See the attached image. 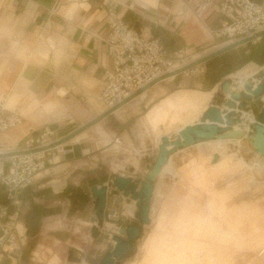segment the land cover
<instances>
[{
  "label": "crops",
  "instance_id": "obj_1",
  "mask_svg": "<svg viewBox=\"0 0 264 264\" xmlns=\"http://www.w3.org/2000/svg\"><path fill=\"white\" fill-rule=\"evenodd\" d=\"M219 1L212 0L197 17L194 10L200 0H0V101L7 111H17L22 117L21 125L0 134V152L21 150L26 139L44 133L53 145L103 113L96 99L104 70L110 66L106 47L109 11L135 31L159 39L169 59L180 51L181 64L188 65L228 45L214 35L222 22ZM197 67L202 75L188 77L186 71L166 77L76 138L47 150L44 169L29 188L19 192L17 206L7 200L0 186V206L7 208L13 220L8 224L16 229L14 241L0 245V264H29L38 238L42 235L45 240L58 228L59 220L75 219L91 226L84 222L93 216L91 188L108 182L102 171L119 161V151L113 150L115 140L122 145L126 137L130 139L131 121L140 114L149 120L156 108L177 103L196 108L193 121L177 133L198 123L220 92L221 83L230 80L236 89L258 73L264 74V33L256 43L238 46ZM54 126L57 130L49 131ZM227 143L237 153V143L232 141L197 146L204 151ZM74 147L78 156L73 155ZM142 153L134 151L131 167L136 170ZM157 153H151L150 166ZM108 202L106 194V206ZM134 210V202L125 203L122 216L132 218ZM6 222L3 219L0 225ZM43 252L51 253L46 264L60 262L43 243L32 254L40 262Z\"/></svg>",
  "mask_w": 264,
  "mask_h": 264
},
{
  "label": "rangeland",
  "instance_id": "obj_2",
  "mask_svg": "<svg viewBox=\"0 0 264 264\" xmlns=\"http://www.w3.org/2000/svg\"><path fill=\"white\" fill-rule=\"evenodd\" d=\"M181 60L176 64L183 67ZM202 74L197 66L185 73L188 77ZM195 111L189 104L175 103L156 108L149 120L143 114L132 120L130 139L126 137L125 143L113 147L119 151V161L102 171L108 179L104 186L109 198L105 213L109 216L114 213L115 217L110 219L119 220V224L108 222L115 227L106 230L104 224L99 228L95 223L97 237L94 238L91 226L75 219L59 220L58 228L45 240L42 235L38 238L29 264H46L50 258L51 253L43 252L40 262L35 259L32 253L40 243L57 254L58 264H71L70 251L73 258L98 264L112 250L111 238L120 225L131 222L138 225L136 206L132 218L122 216L123 205L132 200L117 191L114 178L129 175L134 183L143 182L153 160L151 153L158 151L159 138L176 135L179 128L193 121ZM201 147L189 148L169 158L154 187L150 224L141 229L135 241V255L120 264H264V160L252 156L251 150L248 156L240 157L229 143L212 145L204 151ZM135 150H142V159L138 162V172L130 174ZM116 165L113 170L112 166Z\"/></svg>",
  "mask_w": 264,
  "mask_h": 264
},
{
  "label": "built area",
  "instance_id": "obj_3",
  "mask_svg": "<svg viewBox=\"0 0 264 264\" xmlns=\"http://www.w3.org/2000/svg\"><path fill=\"white\" fill-rule=\"evenodd\" d=\"M213 4L212 0H200L195 6L197 17ZM217 9L222 18L221 25L214 33L216 39L230 45L252 38L256 43L264 33V0L259 3L251 0H220ZM109 33L106 39L107 56L110 66L104 70L103 85L97 99L103 107V113L127 101L147 85L177 71L182 59L179 51L174 59H169L159 39L137 32L128 24L118 19L113 11L107 15ZM131 103L128 102L127 104ZM126 104V105H127ZM22 123L17 111H7L0 101V134ZM250 132V129L247 134ZM47 133L38 138L26 139L21 150L10 153L0 152V186L3 187L7 200L18 205L17 195L33 184L34 176L45 166ZM115 144L121 145L118 140ZM0 245L14 241L15 227L7 214V208L0 206Z\"/></svg>",
  "mask_w": 264,
  "mask_h": 264
},
{
  "label": "water",
  "instance_id": "obj_4",
  "mask_svg": "<svg viewBox=\"0 0 264 264\" xmlns=\"http://www.w3.org/2000/svg\"><path fill=\"white\" fill-rule=\"evenodd\" d=\"M251 40L252 38H248L227 45L202 57L201 59L181 67L166 77H171L193 69L194 67L238 46L246 44ZM262 79H264V74L262 72L258 73V75L254 77V80L256 81ZM161 80L162 79L156 80L147 85L137 93L133 94L127 101L102 113L100 116L94 118L72 134L42 150H50L68 142L98 123L103 118L125 106L128 102L134 100ZM254 80L249 79L241 90L237 87L236 89H232V82L230 80L224 81L220 85V92L213 99V104L202 114L198 123L194 125H187L175 136L161 137L156 159L151 166L147 167L143 182L139 185L134 183L130 177L124 178L116 176L114 178L113 185L117 191L123 193L125 196L129 195L131 200L135 202L136 208L139 209V213L135 215V219L138 220V225L135 222H131L127 226L120 225L118 229L119 236L115 235L111 238L112 242L115 243L112 250L105 253L98 264H120L122 261L135 255V241L139 239L141 229L150 224L149 214L151 199L153 197L157 179L163 167L169 162L170 156L176 152L193 147L197 144L211 141L241 140L249 144V148L252 152L264 158V82L257 83L255 85L253 83ZM241 112L250 113L255 119L254 123H250L248 125L250 133L247 135L242 130L234 131L232 129L234 126H240L242 124ZM48 129L49 131H54L57 130V127H48ZM73 155H79V153H77V147L73 148ZM129 173L134 174V168H130ZM91 193L94 200V218L91 219V223H96L99 228H101L105 222L119 224V220H112L110 219L109 214L105 213L107 188H98L97 186H94L91 188ZM97 227L94 226L92 228L94 238L97 237ZM72 254L73 253L71 251L68 253V261L71 263H79L80 260L73 258Z\"/></svg>",
  "mask_w": 264,
  "mask_h": 264
},
{
  "label": "bare ground",
  "instance_id": "obj_5",
  "mask_svg": "<svg viewBox=\"0 0 264 264\" xmlns=\"http://www.w3.org/2000/svg\"><path fill=\"white\" fill-rule=\"evenodd\" d=\"M249 80V79H248ZM247 80V81H248ZM251 80H254V78L253 79H251ZM247 81H245L242 85H240V86H237V88L238 89H242L243 88V86H244V84L247 82ZM260 83V80L259 81H256V80H254V84L256 85L257 83ZM143 94V93H142ZM140 96V95H139ZM136 99V98H135ZM132 101V100H131ZM7 107V106H6ZM241 115H242V124L240 125V126H238V125H236V126H234V128L235 129H239V131H243L246 135H247V133L246 132H248L249 131V127H248V125L250 124V123H254L255 122V119H254V117L250 114V113H245V112H241ZM183 129V128H182ZM181 129V130H182ZM250 133V132H249ZM248 133V134H249ZM170 137V136H169ZM74 138H76V137H74ZM73 138V139H74ZM244 139H246V138H244ZM72 140V139H71ZM236 142L237 143V154L240 156V157H244V156H248L251 152H250V148H249V144L247 143V142H245V141H241V140H218V141H211V142H207V143H201V144H209V143H213V142ZM159 145H160V143H159ZM158 145V146H159ZM197 145H200V144H197ZM197 145H195V146H197ZM195 146H193V147H195ZM190 148H192V147H190ZM157 150H158V147H157ZM174 155V154H173ZM172 155V156H173ZM253 155H257V156H260V155H258V154H256V153H254V152H252V156ZM172 156H170V157H172ZM261 157V156H260ZM262 158V157H261ZM263 160H264V158H262ZM169 163V162H168ZM168 163H167V165H168ZM167 165L166 166H164L163 167V169H162V171H161V173H160V175H159V177H158V179L160 178V176L162 175V173H163V171H164V169L167 167ZM138 172V170H136L135 168H134V174H136ZM146 173V172H145ZM158 179H157V182H158ZM157 184V183H156ZM156 186V185H155ZM132 202H134V201H132ZM134 205H135V202H134ZM151 213V212H150ZM112 215L111 216H109L110 218H114L115 217V214L114 213H111ZM114 214V215H113ZM151 219V218H150ZM90 225L92 226L91 228H93L94 226H96V224H92L91 222H90ZM104 227H105V229L106 230H111V229H113L115 226L113 225V224H111V223H104ZM20 229V231H21V228H19ZM115 234L116 235H118V232L116 231L115 232ZM111 237V236H110ZM115 243L114 242H112V245H114ZM71 264H83V262H82V260H80V262L79 263H71Z\"/></svg>",
  "mask_w": 264,
  "mask_h": 264
}]
</instances>
